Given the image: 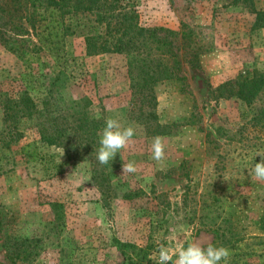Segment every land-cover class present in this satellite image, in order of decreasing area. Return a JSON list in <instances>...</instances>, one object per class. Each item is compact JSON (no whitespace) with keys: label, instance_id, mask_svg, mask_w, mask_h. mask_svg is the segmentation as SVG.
Returning <instances> with one entry per match:
<instances>
[{"label":"rangeland","instance_id":"1","mask_svg":"<svg viewBox=\"0 0 264 264\" xmlns=\"http://www.w3.org/2000/svg\"><path fill=\"white\" fill-rule=\"evenodd\" d=\"M122 2L133 7L141 26L174 33L169 39L183 91L175 80L154 86V113L166 127L160 135L147 133L128 112L125 56H86L82 40L69 38L68 78L58 76L54 103L44 110L43 87L22 76L36 80L52 70L36 63L28 70L0 47V264H122L121 252L132 262L144 254L141 264H156L150 257L158 258L160 245L206 247L215 227L221 241L213 245L230 250L228 264H264V233L257 229L264 182L250 175L262 159L256 154H264V136L242 129L246 107L232 95L235 85L215 91L264 72V0ZM67 108L79 121L63 117ZM108 117L135 126L137 134L101 165L96 156L103 129L96 140L83 137L92 120L105 124ZM37 124L61 135L63 147L42 142ZM156 136L166 145L161 163L151 159ZM31 152L45 157L30 162ZM130 161L138 171L123 174ZM210 202L211 212L203 205ZM8 251L17 257H7Z\"/></svg>","mask_w":264,"mask_h":264},{"label":"trees","instance_id":"2","mask_svg":"<svg viewBox=\"0 0 264 264\" xmlns=\"http://www.w3.org/2000/svg\"><path fill=\"white\" fill-rule=\"evenodd\" d=\"M173 36L174 33L167 29L141 26L133 7L122 0H0V47L14 54L28 70L32 63H36L38 69L52 70L37 75L36 80L30 74L25 75V72L22 76L31 86L38 84L43 87L41 105L44 110L54 103L58 76L68 78L67 69L73 59L66 51L67 41L69 38H79L86 56L104 53L125 56L130 91L128 112L152 135L162 134L166 127L158 123L154 113V86L158 82L175 80L180 82L181 91L184 87V78L180 75L181 65L169 39ZM41 54L47 61L40 60ZM230 84L235 85L232 95L246 107L242 114V129L253 128L264 136V72L254 71L234 83H223L215 91H226L225 88ZM82 101L86 103L87 100ZM257 102H260V106L251 108ZM75 116L71 108H67L63 115L72 122L79 121ZM36 127L42 142L63 147L59 146L61 135H48L42 124ZM104 127L105 124L100 120H92L91 132L83 137L84 141L89 136H92V141L96 140L97 132ZM44 157L43 154L31 152L28 160L39 162ZM214 201L215 198L211 202ZM211 202L209 205L203 203L209 212L213 211ZM257 229L264 233V213L258 217ZM218 231L216 227L212 228V244L221 241ZM128 247L137 254L144 253L142 248ZM121 253L122 264H141L140 259L144 257V254L141 257L137 255L139 261L135 263L124 252ZM7 257L17 256L8 251Z\"/></svg>","mask_w":264,"mask_h":264},{"label":"clouds","instance_id":"3","mask_svg":"<svg viewBox=\"0 0 264 264\" xmlns=\"http://www.w3.org/2000/svg\"><path fill=\"white\" fill-rule=\"evenodd\" d=\"M137 134V128L131 124L125 126L120 119L108 117L105 120V127L100 135L96 159L101 165H107L114 159L117 153L127 149L133 138ZM151 159L161 163L166 158V145L160 136L153 138L151 143ZM261 161L254 164L251 178L256 181L264 182V154ZM123 174H134L138 171L135 161L123 164ZM231 252L225 246H215L208 244L206 247L199 243L192 242L185 246L173 249L168 246L160 245L157 254L153 253L150 259L156 261V264H228Z\"/></svg>","mask_w":264,"mask_h":264}]
</instances>
